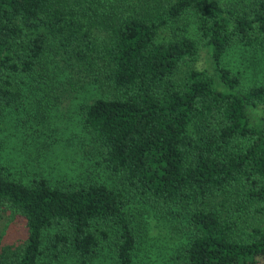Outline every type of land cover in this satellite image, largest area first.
<instances>
[{"label": "trees", "instance_id": "16d2710c", "mask_svg": "<svg viewBox=\"0 0 264 264\" xmlns=\"http://www.w3.org/2000/svg\"><path fill=\"white\" fill-rule=\"evenodd\" d=\"M235 46L264 60V0H0V130L92 83L98 169L25 181L0 161V264H157L151 215L179 238L163 264H264V76L242 86Z\"/></svg>", "mask_w": 264, "mask_h": 264}, {"label": "rangeland", "instance_id": "374dc122", "mask_svg": "<svg viewBox=\"0 0 264 264\" xmlns=\"http://www.w3.org/2000/svg\"><path fill=\"white\" fill-rule=\"evenodd\" d=\"M191 32L194 29L191 28ZM226 63L239 76L243 87L260 80L264 76V60L260 53L244 47H232L225 54ZM206 63V53L201 52L197 67ZM65 88L60 100L53 103L43 117L40 115L10 114L1 122L0 161L8 166L13 176L28 181L33 175H44L50 181L62 182L70 179H90L98 173L93 150L87 143L79 125V106L94 92L96 85L82 83L72 76L64 81ZM22 118V119H21ZM0 222V236L5 230ZM11 226L6 234L11 235ZM5 232V231H4ZM17 235V233H16ZM179 238L172 235L165 225L152 215L148 217L147 237L143 243L145 253L152 254L157 264H163L169 251L175 249ZM144 255L139 257V260ZM144 257L142 264H152ZM105 263L100 259L93 264Z\"/></svg>", "mask_w": 264, "mask_h": 264}]
</instances>
